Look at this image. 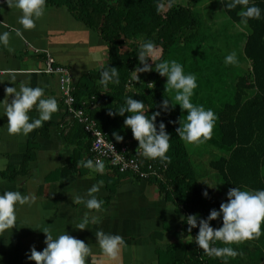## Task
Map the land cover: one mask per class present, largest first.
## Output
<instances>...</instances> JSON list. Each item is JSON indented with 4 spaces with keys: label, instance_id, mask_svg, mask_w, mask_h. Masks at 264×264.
<instances>
[{
    "label": "trees",
    "instance_id": "obj_1",
    "mask_svg": "<svg viewBox=\"0 0 264 264\" xmlns=\"http://www.w3.org/2000/svg\"><path fill=\"white\" fill-rule=\"evenodd\" d=\"M198 1L46 0V6L65 8L75 20L96 33L106 46V64L85 72L75 81L73 80L74 105L83 109L89 118L95 121L97 127L107 134L109 140L115 142L118 147H127L128 155L139 159L142 167L152 164L163 168L162 180L148 181L156 184L159 192L179 208L185 217L189 214H199L200 217L206 218L212 208L218 210L221 202L227 200L226 193L229 188L235 186L264 188V0H255L262 9V17L250 19L245 25L247 34L242 53L248 60V69L237 78L231 100L225 102L221 109L216 111L217 120L212 135L218 137V147L222 148L223 154L211 160L208 166L218 178L219 192L223 199L213 198L207 202L210 192L207 197L203 195V189L195 174L192 151L189 152L185 142L175 131L180 126L177 110L174 108L164 112L160 107L164 98H170L169 93L165 91L162 77L153 70L138 73L139 80H137L131 73L139 64L137 57L141 43L139 37L153 40L158 47L159 56L153 62L149 58V63L153 67L154 63L172 56L171 53L175 50L181 52L199 50L198 46L191 47L194 42L198 43L197 37L202 28L201 19L194 10ZM221 4L226 17L240 24V17L237 14L240 7L227 10L225 5ZM107 65L118 68L120 84L109 83L105 89L97 81ZM150 83L154 85H149ZM127 96L144 101L145 115L161 112L156 123L158 128L159 123L163 121L166 131L171 135L168 152L171 156L170 162L161 163L159 159H147L136 152L138 141L133 138L131 129L124 125V117L109 114V109L114 111L124 104ZM64 117L61 122V134L71 146L72 164L63 169L61 175L76 169L81 159L92 158L91 139L83 126L77 120L69 119L65 109ZM51 124L46 121L39 134L47 137ZM113 133L122 136L123 140L117 141ZM206 143L205 141L201 144L206 146ZM36 148L37 145L32 140L28 144L26 163L22 169L5 174L9 180L26 172V165L34 158L33 152ZM106 167L114 170L118 180L130 175L120 173L108 165ZM216 222L217 224L214 220L210 221L213 227L222 224L219 218ZM182 229L181 240L160 254L158 264H224L220 258L205 254L196 244L195 239L189 238L185 220ZM198 231V226L192 229L193 238ZM261 241H263L262 248L258 247ZM245 242L247 246L242 245L240 248L243 249L238 251L247 259L245 264H250L252 259L248 258L249 250H257V257L264 252V225L261 226V234L258 237ZM233 247L236 248L238 245L235 244ZM242 255L229 258L227 264H242L240 261Z\"/></svg>",
    "mask_w": 264,
    "mask_h": 264
},
{
    "label": "crops",
    "instance_id": "obj_2",
    "mask_svg": "<svg viewBox=\"0 0 264 264\" xmlns=\"http://www.w3.org/2000/svg\"><path fill=\"white\" fill-rule=\"evenodd\" d=\"M19 15V11L10 7L7 0L0 2V32L11 33L10 44L15 49L9 52L0 45V100L5 97L6 87L23 81L33 87H44L45 95H54L59 110L48 121L52 124L47 137L39 134L42 127L26 137L10 135L7 132V117H0V157L8 161L5 169L0 171L3 180L0 192L19 190L25 194L35 193L36 196L32 203L17 205L16 225L0 232V264H36L28 257L33 246L37 251L46 247L45 234L41 231L45 226L52 229L54 236L65 230L92 244L97 255L89 257L87 264H158L160 254L181 240L184 223L181 217L184 215L159 192L156 184L132 175L118 180L114 170L107 167L104 173L93 177L88 176V169L79 165L64 175L60 174L72 164L71 146L61 134V122L65 119L61 90L56 76L38 71L44 69L45 56L49 54L57 63L70 69L75 81L106 60L105 44L65 8L46 6L45 16L34 29L22 30V37L12 31L13 27L22 28L17 22ZM30 115L36 116L37 113L32 110ZM32 140L37 148L33 152L34 158L26 165V172L9 180L5 174L22 169L26 163L28 144ZM211 160L206 161L201 175L209 176L207 180L213 179L206 181L210 185L207 202L222 198L218 178L208 166ZM100 179L104 180L97 193L98 198L104 200L101 210H89L83 204L73 203L71 196L77 193L85 195L87 189ZM85 212L98 216L101 223L90 224V229H74L76 220ZM216 221L214 223L217 224ZM98 228L123 236L126 246L122 247L117 260L99 255L95 237Z\"/></svg>",
    "mask_w": 264,
    "mask_h": 264
},
{
    "label": "clouds",
    "instance_id": "obj_3",
    "mask_svg": "<svg viewBox=\"0 0 264 264\" xmlns=\"http://www.w3.org/2000/svg\"><path fill=\"white\" fill-rule=\"evenodd\" d=\"M227 10L240 7L237 13L240 17V24L247 25L250 19H260L262 9L255 3V0H220ZM10 7H15L20 13L17 22L22 28H12L17 36H23L22 30L34 29L37 22L46 14V0H7ZM11 33L9 31L0 32V45L7 48L9 52L15 49L10 44ZM141 40L137 54L139 64L131 73L139 80L138 73L155 71L160 76L166 77L165 91L170 98H164L161 102V109L169 112L180 106L182 112L186 110L180 120V126L176 128L178 137L188 144L204 143L213 132L217 115L212 108H205L203 104L192 101L194 89L197 87V74L184 71V65L175 59H164L154 63V67L149 63V58L153 62L159 56L156 43L151 39ZM224 63H238L237 53L230 52L224 58ZM15 77H13V80ZM103 88H107L109 83L119 85L120 75L118 68L106 66L100 73L97 81ZM149 85H154L150 83ZM5 97L0 100V117H7V132L10 135L28 136L33 130L42 127L43 123L52 119L54 113L59 110L57 98L54 95H45V88L41 86H31L23 81L18 85L5 88ZM145 104L143 100L134 99L133 96L125 97V103L117 109H109L110 115H120L124 117V125L131 129L133 138L138 141L136 152L147 159H159L161 163L170 162L171 156L168 154L170 148L171 135L166 131L163 121L157 128V117L160 111L145 115ZM35 110L36 116H31L30 112ZM125 113L127 115L125 116ZM2 128V127H0ZM117 141L123 137L113 133ZM113 148V144L111 145ZM8 161L0 157V171H3ZM78 165L88 169V176L93 177L97 173H104L105 161L100 157L84 158L78 161ZM0 183H3L0 178ZM104 185V180L100 179L87 189L85 195L75 194L71 196L74 204H83L89 210L99 211L103 208L104 200L98 198ZM208 196L207 190L203 192ZM227 200L222 201L219 209H211L206 218L199 214H189L181 219L188 225L190 239H195L196 244L210 257L220 258L227 264L229 258H236L242 255L233 245L245 240H251L261 234V223L264 221V188L253 189L247 186H235L228 189ZM35 193H23L19 190H5L0 192V232L13 228L16 225L17 205H24L34 202ZM222 220L219 227H213L210 221ZM101 220L98 216L85 212L74 224V229H90V224H99ZM199 227V231L193 238L192 229ZM45 234L46 247L42 251H37L33 246L28 257L36 264H87L88 258L97 255L93 252L92 244L70 235L67 231L60 232L54 236L50 227L41 229ZM96 245L99 248V255L109 260L115 261L119 258L122 247L126 242L122 235L118 233L105 232L98 228L95 232Z\"/></svg>",
    "mask_w": 264,
    "mask_h": 264
},
{
    "label": "rangeland",
    "instance_id": "obj_4",
    "mask_svg": "<svg viewBox=\"0 0 264 264\" xmlns=\"http://www.w3.org/2000/svg\"><path fill=\"white\" fill-rule=\"evenodd\" d=\"M194 10L201 19L202 28L197 37L198 43L194 42L191 47L198 46L199 50L191 49L187 52L175 50L168 60L175 59L184 65L186 73L197 74V87L194 89L192 101L203 104L205 108H212L216 113L225 102L231 100L237 78L248 69V60L242 53L247 30L244 24H236L226 17L220 0H199L194 6ZM232 51L237 53L238 63L226 65L224 58ZM106 62L107 60L103 61L97 68L104 66ZM162 79L165 84L166 77H162ZM175 108L179 119L186 115V110L182 112L179 105H176ZM217 138L211 135L206 140V146L201 143H185L189 152L192 151L191 158L195 165L196 177L203 192L207 190L208 194L210 185L206 181H213V179L207 180L209 176L201 177V175L204 172L203 168L206 167L207 160H213L223 154L222 148L218 147ZM263 225L264 221L261 223V226ZM262 242L258 244V247L262 248ZM252 243L254 245V241ZM237 245L236 249L241 250L243 248L240 247L242 245L247 246V243L243 241ZM256 251L249 250L248 252V258L252 259L250 264H264V252L260 257H257ZM240 261L242 264L247 261L244 254Z\"/></svg>",
    "mask_w": 264,
    "mask_h": 264
},
{
    "label": "built area",
    "instance_id": "obj_5",
    "mask_svg": "<svg viewBox=\"0 0 264 264\" xmlns=\"http://www.w3.org/2000/svg\"><path fill=\"white\" fill-rule=\"evenodd\" d=\"M2 1L0 0V2ZM38 73L57 77L67 117L71 120H77L91 139L90 153L92 159L95 160L96 157H100L105 161V165L117 169L120 173H129L139 180L155 179L160 181L163 179L161 172L163 168L155 167L152 164L142 167L139 159L128 155L127 147H118L115 142L109 140L107 134L97 127L95 121L90 119L83 109L74 105L73 78L69 68L58 65L51 55L46 54L45 67ZM112 144L113 148L111 147Z\"/></svg>",
    "mask_w": 264,
    "mask_h": 264
}]
</instances>
